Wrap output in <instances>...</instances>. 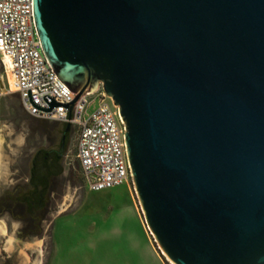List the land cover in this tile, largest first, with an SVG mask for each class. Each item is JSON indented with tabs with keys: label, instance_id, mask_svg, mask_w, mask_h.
<instances>
[{
	"label": "water",
	"instance_id": "obj_1",
	"mask_svg": "<svg viewBox=\"0 0 264 264\" xmlns=\"http://www.w3.org/2000/svg\"><path fill=\"white\" fill-rule=\"evenodd\" d=\"M51 65L121 110L147 225L175 264H264V0H34ZM0 129V264H49L52 223L86 199L72 165L35 233L6 209L47 148L44 126ZM69 128L72 126L69 124ZM26 235H29L26 237Z\"/></svg>",
	"mask_w": 264,
	"mask_h": 264
},
{
	"label": "built area",
	"instance_id": "obj_2",
	"mask_svg": "<svg viewBox=\"0 0 264 264\" xmlns=\"http://www.w3.org/2000/svg\"><path fill=\"white\" fill-rule=\"evenodd\" d=\"M0 57L5 73L11 71L24 110L31 116L71 125L77 134V158L86 188L100 192L134 181L126 141L127 126L120 108L104 88L86 91L70 112L57 107L50 113L37 110L29 100L48 109L45 96L61 104L76 94L61 80L39 38L34 0H0Z\"/></svg>",
	"mask_w": 264,
	"mask_h": 264
},
{
	"label": "rangeland",
	"instance_id": "obj_3",
	"mask_svg": "<svg viewBox=\"0 0 264 264\" xmlns=\"http://www.w3.org/2000/svg\"><path fill=\"white\" fill-rule=\"evenodd\" d=\"M7 82L10 87L8 75ZM102 87L99 82V86H92V91L97 94ZM34 123L58 124L29 115L18 94L7 106H0V129L23 136V130ZM77 143L73 129L70 150L65 158V173L72 165L73 177L84 181L77 158ZM144 221L148 227L134 181L100 192L86 188L84 203L74 213L61 216L52 223L55 247L49 264H147L152 244L165 264H171L150 230L149 235Z\"/></svg>",
	"mask_w": 264,
	"mask_h": 264
},
{
	"label": "flooded vegetation",
	"instance_id": "obj_4",
	"mask_svg": "<svg viewBox=\"0 0 264 264\" xmlns=\"http://www.w3.org/2000/svg\"><path fill=\"white\" fill-rule=\"evenodd\" d=\"M48 137L47 148L36 151L31 157L28 180L18 185L9 197L6 209L12 212L15 206L21 210L19 218L39 233L42 224L48 220L52 211V194L56 191L57 181L65 174V158L70 150L73 128L67 124L45 125ZM64 168V173L61 170ZM48 183V184H47ZM29 235H26V237Z\"/></svg>",
	"mask_w": 264,
	"mask_h": 264
},
{
	"label": "crops",
	"instance_id": "obj_5",
	"mask_svg": "<svg viewBox=\"0 0 264 264\" xmlns=\"http://www.w3.org/2000/svg\"><path fill=\"white\" fill-rule=\"evenodd\" d=\"M18 94L19 99H20V94L16 91H11L10 87L7 82V74L5 73L3 63L0 57V106L4 105L7 106L8 102H11L14 98V95ZM21 102V99H20ZM22 104V103H21ZM138 209L141 211V209L138 207ZM145 224V221H144ZM145 227L147 229V226L145 224ZM148 231V229H147ZM149 235L150 232L148 231ZM149 263L147 264H165L163 259L160 257L158 252L155 250V247L152 244V249L150 250V258H149Z\"/></svg>",
	"mask_w": 264,
	"mask_h": 264
},
{
	"label": "bare ground",
	"instance_id": "obj_6",
	"mask_svg": "<svg viewBox=\"0 0 264 264\" xmlns=\"http://www.w3.org/2000/svg\"><path fill=\"white\" fill-rule=\"evenodd\" d=\"M7 75H8V81H9V84H10V87H11L12 91H15L16 92L17 91V86H16V79H15V77L13 76V74L11 73L10 70H8ZM147 229H148V231L149 230L151 231V229H149V226L147 227ZM150 234H151V232H150ZM152 235H153V233H152ZM153 238H154V236H153ZM155 242H156V239H155ZM159 248H161V247L159 246ZM161 251H162L163 255L167 258V260L170 261L171 264H175V263H173V261L168 257V255L163 250H161Z\"/></svg>",
	"mask_w": 264,
	"mask_h": 264
},
{
	"label": "trees",
	"instance_id": "obj_7",
	"mask_svg": "<svg viewBox=\"0 0 264 264\" xmlns=\"http://www.w3.org/2000/svg\"><path fill=\"white\" fill-rule=\"evenodd\" d=\"M64 173V168H62V170H61V174H63ZM48 184V183H47Z\"/></svg>",
	"mask_w": 264,
	"mask_h": 264
},
{
	"label": "clouds",
	"instance_id": "obj_8",
	"mask_svg": "<svg viewBox=\"0 0 264 264\" xmlns=\"http://www.w3.org/2000/svg\"><path fill=\"white\" fill-rule=\"evenodd\" d=\"M154 235V234H153ZM157 241V240H156Z\"/></svg>",
	"mask_w": 264,
	"mask_h": 264
}]
</instances>
